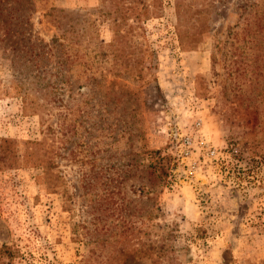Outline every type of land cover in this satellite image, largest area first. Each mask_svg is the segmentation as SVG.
<instances>
[{
  "label": "rangeland",
  "instance_id": "rangeland-1",
  "mask_svg": "<svg viewBox=\"0 0 264 264\" xmlns=\"http://www.w3.org/2000/svg\"><path fill=\"white\" fill-rule=\"evenodd\" d=\"M0 264H264V0H0Z\"/></svg>",
  "mask_w": 264,
  "mask_h": 264
},
{
  "label": "trees",
  "instance_id": "trees-1",
  "mask_svg": "<svg viewBox=\"0 0 264 264\" xmlns=\"http://www.w3.org/2000/svg\"><path fill=\"white\" fill-rule=\"evenodd\" d=\"M5 142H9L8 140H4ZM160 164V162H157V165H159Z\"/></svg>",
  "mask_w": 264,
  "mask_h": 264
}]
</instances>
